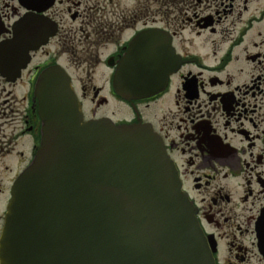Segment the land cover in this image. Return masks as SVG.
Returning <instances> with one entry per match:
<instances>
[{"label":"flooded vegetation","instance_id":"obj_1","mask_svg":"<svg viewBox=\"0 0 264 264\" xmlns=\"http://www.w3.org/2000/svg\"><path fill=\"white\" fill-rule=\"evenodd\" d=\"M140 35L168 42L177 69L157 95L125 100L114 75ZM8 41L24 67L0 76V232L40 141L36 80L59 66L85 121L159 135L216 264H264V0H0ZM108 99L120 109L104 112Z\"/></svg>","mask_w":264,"mask_h":264},{"label":"water","instance_id":"obj_2","mask_svg":"<svg viewBox=\"0 0 264 264\" xmlns=\"http://www.w3.org/2000/svg\"><path fill=\"white\" fill-rule=\"evenodd\" d=\"M176 65L168 42L140 35L119 63L115 92L125 100L154 96ZM35 97L40 146L12 187L0 264H215L150 125L84 122L58 67L41 73Z\"/></svg>","mask_w":264,"mask_h":264},{"label":"rangeland","instance_id":"obj_3","mask_svg":"<svg viewBox=\"0 0 264 264\" xmlns=\"http://www.w3.org/2000/svg\"><path fill=\"white\" fill-rule=\"evenodd\" d=\"M64 60V65L67 67L68 66V58L67 56H63ZM73 76L74 78L76 77V79L78 78H84L83 74H81L80 72L76 71V72H73ZM108 94V93H107ZM120 108L118 105H116V103L112 102L110 99H108V104H107V107L104 108V112H107V113H110L112 110L114 111H118Z\"/></svg>","mask_w":264,"mask_h":264}]
</instances>
